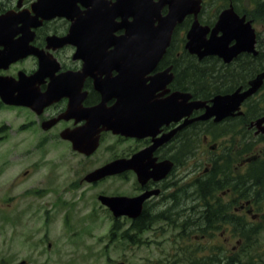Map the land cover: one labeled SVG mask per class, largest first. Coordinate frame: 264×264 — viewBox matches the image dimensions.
Segmentation results:
<instances>
[{"label":"rangeland","instance_id":"374dc122","mask_svg":"<svg viewBox=\"0 0 264 264\" xmlns=\"http://www.w3.org/2000/svg\"><path fill=\"white\" fill-rule=\"evenodd\" d=\"M233 1L253 18L264 47V9L260 7L264 0H258L257 5L252 7L249 3L244 4L242 0ZM217 4L210 7L209 12L215 11ZM178 45L182 46L183 42L179 41ZM15 114L14 110L0 108V123L5 119L13 123L15 120L12 116ZM10 122L7 124L10 129L4 133L5 138L0 139V205L4 207L6 204L4 209L7 213L12 204H9L10 198H5L13 195L17 205L11 209L10 215L18 213L19 219L9 218L7 215L6 219L0 213V262L3 264H16L21 260H27L30 264H119L121 260L127 264L240 263L236 250L233 246H228L225 240L229 238L226 223L216 224L218 226L214 231H205L208 226L203 222L193 224L185 219L188 215L195 218L202 209L203 200H197L196 192L192 191L204 175L195 179L194 177L201 170H205L206 162L211 161L212 167V162L221 155L208 151L201 137L193 139L195 148L192 151L195 152V157L187 162L186 158L181 160L176 171L178 176L175 186L158 200L157 208L162 201L175 204L176 213L172 219L168 222L157 221L147 230L135 233L133 239L129 235L120 234L112 238L110 228L113 226V219L94 195L97 191H108V183L100 184L96 189L82 186L78 189L81 197L78 191L75 192L76 202L71 208L72 216L67 229L64 210L53 204L55 197H58L57 191L65 188L45 191L41 187L50 186L48 184L51 183H44L46 176L43 173L46 168L57 167V178L52 183L61 187L62 184L67 185L70 182H63L64 168L74 164L72 168L85 171L91 163L94 167L102 164L108 157L106 141L93 159L86 163L83 157L72 156L71 148L68 151L63 143L48 141L42 147L41 139L33 137L30 132L13 133L15 126ZM239 135L240 132H235L223 138L217 137L210 144L217 142L226 146L225 150L230 149L228 154L232 156L234 163L245 156V152L242 156H233V147L237 149L240 144L247 143ZM191 164L192 167H188ZM33 165L37 172L25 174L24 171ZM82 174L78 176L81 177ZM193 182L195 184L191 185ZM120 187L123 188L122 184ZM130 188L126 187L129 193ZM67 193V196L72 194L70 190ZM171 193H174L175 198L169 197ZM192 199L195 208L188 211V205L193 204ZM254 240L255 236L251 238V243Z\"/></svg>","mask_w":264,"mask_h":264},{"label":"flooded vegetation","instance_id":"af4514ba","mask_svg":"<svg viewBox=\"0 0 264 264\" xmlns=\"http://www.w3.org/2000/svg\"><path fill=\"white\" fill-rule=\"evenodd\" d=\"M106 5H112L116 0H102ZM137 1L140 0H135ZM154 2L160 0H153ZM85 2H89L88 5ZM207 0H203V8L199 13V19L202 23L210 24L213 20H216L218 14L215 12H209L206 10L204 5ZM43 3V6H42ZM256 3V0H252V6ZM91 9L93 14L91 15L92 23L98 27H105V18L111 19L109 24L115 25L118 29L116 35H122L126 29L127 25L134 21V17L130 14V11L126 10L125 14L121 13H111L110 17L101 15L99 16V0H0V13L4 14L8 11L22 12L27 16L35 18V26L32 27L34 32L33 39L31 41L32 45L38 49H43L47 53H51L53 57L58 61L57 69H49L45 71L44 76L36 81V87L40 92H45L48 90L49 86L58 81L63 83V91L68 90L69 94L62 93L58 99L45 106L41 111H35L34 108L28 105H5L6 107L15 108L16 115L21 121L19 126L24 128V131H28L33 137L44 140H66L61 138V132L68 128H74L76 126L84 125L88 117V111L86 109L98 105L102 101V94L98 91L95 86V78L93 76L87 75L82 79V72L84 67V60L77 55V46L73 43L66 42L61 46H54V44L49 43V37L55 36L58 38H64L70 32L73 23H83L84 19L87 18V9ZM168 11V6L164 5L159 15H164ZM101 18V21H100ZM159 16H154L153 25L157 26L159 24ZM194 15H188L180 25L174 30L172 41L180 40L183 41L184 34L179 32L181 29L190 27ZM86 22V21H85ZM34 23V22H33ZM23 23L18 20L16 27L19 29ZM21 33H17L15 39L19 37ZM80 41L82 42V30L79 32ZM104 42H109L108 40H103ZM112 46L107 48V51L112 50ZM248 56V54H246ZM180 53L171 52L167 54L165 65H176L174 62ZM169 57V59H168ZM39 66V60L34 55H29L24 59L18 60L12 63L7 69H0V75L10 76L14 79H19L21 73H25L27 76L35 73ZM108 69H96L93 73L96 77H104ZM109 75L114 78L118 75V70L109 69ZM58 77H61L58 79ZM64 77V79L62 78ZM174 84H177V77L175 75L174 83L170 85V89L173 88ZM75 99V101H71ZM117 101V98L112 96L106 102V107L113 106ZM70 105H73L72 110H68ZM245 111V110H244ZM204 112V109L194 111L192 116L200 115ZM235 120L239 122L241 137L246 138L250 134L245 133L244 130L251 132V136L254 138L253 141H247L245 143L246 148H250V152H246V158H242L236 161L233 173L229 175H224L222 178H218L225 185V190H223L222 198L226 202L233 203L238 202L239 206H233L235 212L239 217H250V220L255 223V225L264 232V133H257L254 125L250 122L254 119L248 120L244 114H236V116H230L225 118L220 122H213L209 120L207 123H203L201 120H195L187 126V130L190 133V137L194 138L195 130L204 125H221ZM52 121L51 125L44 127V122ZM178 123L171 122L168 125L162 126V131L167 132L177 126ZM105 134H109L112 138H117L123 140L124 144L120 146H115L114 139L110 140L108 144L109 160L112 161L120 157H130L135 152L142 148H145L153 142V138L150 136H145L143 138L129 137L122 135H115L111 131H103L101 136L104 137ZM180 133H177L171 139L160 145L153 153L154 157L158 158V161L169 159L174 165L172 170L167 174V176L162 180L148 179L144 183L138 182L137 175L133 170H126L117 175H110L107 177L109 185L112 187L111 194H127V195H138L144 191L151 190L153 188H159L160 193L157 196H152L144 202L143 212L139 216L140 219L145 218L149 215L151 208L153 206L154 199L159 198L164 193V188L168 182L173 183L176 178V156L178 153V139ZM204 144H208V135L203 136ZM219 144L215 142L212 145L213 148ZM244 144H240L237 150L242 149ZM253 146V149L251 148ZM247 155H250L247 157ZM211 164V162H207ZM248 165V166H247ZM243 167V170H242ZM252 167L251 180L246 181L245 184L239 179L242 178V173L247 172L249 168ZM210 168L205 169L204 173H208ZM195 173V171H192ZM70 174H77L75 169H69L65 179L67 180ZM82 179L78 181L72 180L71 187H75L82 183ZM122 184L123 188L118 187ZM126 185V186H125ZM132 186L134 189L133 193H128L126 187ZM117 187V189H116ZM168 189V187H167ZM121 219H129L127 216L121 217ZM252 230H245L241 226L237 227L233 233L230 234L227 244L239 249L241 243L244 239L245 233H253ZM257 245L264 249V233L258 235L256 239ZM251 264H264V252L262 256L257 258H252L250 260Z\"/></svg>","mask_w":264,"mask_h":264},{"label":"water","instance_id":"95a60500","mask_svg":"<svg viewBox=\"0 0 264 264\" xmlns=\"http://www.w3.org/2000/svg\"><path fill=\"white\" fill-rule=\"evenodd\" d=\"M184 15V5L182 3H175L172 7L171 19H167L165 25H174L177 17ZM164 27L163 34L166 32ZM208 27H202L198 21L194 22V25L188 33L189 41L187 47L193 53H197L200 58L208 54H219L223 56L226 61H230L233 57L238 55L240 52L249 50L254 51L255 44V32L251 28L250 23H244V18L240 19L232 10H225L221 13V16L213 29L210 38L206 39L208 33ZM223 31V35L219 36L218 32ZM237 38L238 42L233 46H228L231 39ZM264 72L257 75L255 79L251 81L252 87L245 92H240L241 88L237 89L233 94L218 95L214 100V105L209 107V111L205 118L210 117L214 114L217 117H222L226 114L232 113L237 109L240 103L250 94L255 92L263 83ZM5 99H8L7 97ZM192 106L198 107L199 104L195 103ZM67 136L75 137L74 133H69ZM74 146L87 153L92 152L97 146V140L86 141L82 139H74ZM111 168V164H107L104 167L95 171L89 179H95L96 176L101 177L114 172ZM106 202L114 210L116 215L123 213H130L137 204H133L132 200L129 199V203L125 202L122 198L114 200L110 197H103Z\"/></svg>","mask_w":264,"mask_h":264},{"label":"trees","instance_id":"16d2710c","mask_svg":"<svg viewBox=\"0 0 264 264\" xmlns=\"http://www.w3.org/2000/svg\"><path fill=\"white\" fill-rule=\"evenodd\" d=\"M263 7H264V3H263ZM258 62L261 64L262 61H264V52H260L259 56L257 57ZM206 61V60H204ZM204 61L199 62L197 61L195 58L194 60H190V59H184V60H180V65L179 68L184 70L181 74L182 76V82H184V85H190V86H200L203 85L205 83V79H206V75H211L210 77L213 78L212 74H214L217 70L219 69L218 65L216 64L215 67H210L207 63H204ZM245 60H241V64L242 67H246L244 68L247 69V66L244 64ZM264 63V62H263ZM249 68V67H248ZM262 68H264V65L262 64L261 66H259V69L261 70ZM191 69V71H190ZM243 70V69H242ZM251 71L248 70V73H250ZM246 73V72H244ZM237 75L236 74H231L228 79H234L236 78ZM197 93V91H195ZM198 94V93H197ZM199 95H202V93H199ZM211 218L208 217V220ZM211 221V219H210ZM137 228H142V224H138V222H136V224L134 225Z\"/></svg>","mask_w":264,"mask_h":264}]
</instances>
